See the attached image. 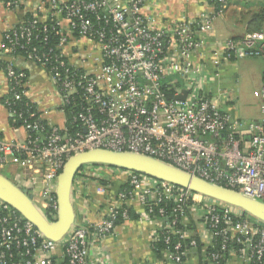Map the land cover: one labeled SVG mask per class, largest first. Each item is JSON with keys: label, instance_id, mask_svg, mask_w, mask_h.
Returning a JSON list of instances; mask_svg holds the SVG:
<instances>
[{"label": "built area", "instance_id": "built-area-1", "mask_svg": "<svg viewBox=\"0 0 264 264\" xmlns=\"http://www.w3.org/2000/svg\"><path fill=\"white\" fill-rule=\"evenodd\" d=\"M2 1L9 9L22 2ZM229 1L212 0L210 12L169 29L153 25L154 19L144 10L150 0H40L47 19L33 15L14 25L4 33V47L47 71L67 122L58 126L43 119L48 111H40L27 97V70L8 65L9 91L19 86L16 99L35 104L32 117L38 115L22 126L25 141H8L0 135V167L14 163L21 167L17 184L51 220L58 217L57 179L65 163L96 148L146 154L264 201V118L243 121L223 110L206 92L205 68L193 62L194 54L209 48L213 21ZM68 47L74 48L75 59L65 54ZM221 47L222 57L229 60L240 47L247 57H262L264 32L230 38ZM218 63L216 58L214 64ZM261 92L264 113V77ZM3 104L11 117H23L12 102ZM34 131L39 134L33 135ZM125 172L126 184L107 216L90 226L77 223L61 241L47 238L0 200V264H94L88 259L91 235L102 239L112 233L118 219L129 218L133 207L141 208L144 216L163 218L166 209L161 204L169 201L174 203L173 216L161 231L172 261L185 259L187 243L197 245L179 224L192 203H203V219L220 242L211 258L221 261L237 244L251 262L264 264V223L189 189ZM60 248L62 261L55 256Z\"/></svg>", "mask_w": 264, "mask_h": 264}, {"label": "crops", "instance_id": "crops-1", "mask_svg": "<svg viewBox=\"0 0 264 264\" xmlns=\"http://www.w3.org/2000/svg\"><path fill=\"white\" fill-rule=\"evenodd\" d=\"M260 6L259 0H230L224 13L213 21L212 34L207 39L209 48L202 54L197 52L193 57V62L206 70V92L212 99H217L223 110L243 121L261 120L255 114L236 109L234 98H238L241 82L252 77V94L256 99H262L264 56L247 57L244 48L240 47L239 53L229 60L222 57L221 45L230 38L244 37L248 33V20ZM211 9L212 0H150L144 10L154 19V26L171 29L184 19L198 18ZM33 15L44 21L47 19L40 7V0H22L21 6L14 9L7 8L0 0V135L8 141H25L27 138L24 127L13 125L10 113L1 101L9 93L5 68L11 64L16 69L27 70V97L40 111H48V114L41 115L42 118L58 126H64L67 122L60 95L47 71L25 56L12 54L4 47V33ZM83 42L87 43L86 40ZM73 53L74 48L65 49V54L75 59ZM216 58L220 63L214 64ZM231 93L234 97H231ZM248 142L249 135L246 133V146ZM2 168L0 172L5 176L15 183L20 181L22 170L18 164ZM126 181L125 170L116 167L88 165L81 170L73 187L76 223L90 226L104 219ZM131 210L132 215L121 220L112 233L102 239L91 235L89 261L94 264H252L246 251L242 252L237 246L227 251L221 261L211 258L215 239L203 219V203H192L180 218L181 228L197 241V245L188 246L185 259L180 263L172 261L164 248L159 246L158 235L168 221L161 217L144 216L138 207ZM62 254V249H58L55 254L58 261H62Z\"/></svg>", "mask_w": 264, "mask_h": 264}, {"label": "water", "instance_id": "water-1", "mask_svg": "<svg viewBox=\"0 0 264 264\" xmlns=\"http://www.w3.org/2000/svg\"><path fill=\"white\" fill-rule=\"evenodd\" d=\"M181 98L184 97L181 96ZM88 165L116 167L166 181L216 201L232 205L264 223V201L251 198L233 188L209 182L161 159L142 153L105 148L83 151L67 160L57 179L59 211L56 220L49 219L33 201L31 194L25 192L20 185L1 172L0 200L16 209L25 219L31 221L47 238L61 241L77 224L73 203V187L81 169Z\"/></svg>", "mask_w": 264, "mask_h": 264}, {"label": "trees", "instance_id": "trees-1", "mask_svg": "<svg viewBox=\"0 0 264 264\" xmlns=\"http://www.w3.org/2000/svg\"><path fill=\"white\" fill-rule=\"evenodd\" d=\"M28 19H30V17ZM247 31L250 32V33H252V32H261V31L264 32V3L261 4V6L258 9V11L254 12L251 15L250 19L248 20ZM12 88L13 89L11 91H9V93L4 98H2L1 101L3 103L4 102L7 103V101H10V102H12V105L14 106L15 109H17L18 112H20V111L23 112V117L22 118L11 117V121H12L13 125L19 127V126L25 125L27 122H33L37 118V115H38V113H37V115L32 117V114H34L36 112V105L33 104L32 102H30L26 98H23L21 100H17L16 99V93L20 92L21 89H20L19 86H15V85ZM70 110H71V108L68 107L67 115H68L69 122H70V119H71V116H72V113H71ZM32 134L33 135H37V134H39V132L38 131H34V132H32ZM85 167L86 166H84L81 170H83ZM161 205L164 206L165 209H166V215L163 217V219H166L167 221H170L172 219V216H173L172 215V211H173L174 203L172 201H169V202H166V203L161 204ZM128 214H129L128 217H130L132 215V210L131 209L128 210ZM152 217H156V216H152ZM123 219L124 218L120 217L118 219V221H117V224ZM179 227H181L180 224H179ZM158 242L160 244L159 246H162L163 248H165V244L162 241V231L158 235ZM233 246L234 247L237 246V247L241 248V246L237 245V244H235ZM185 247H188V243H187V245H185ZM218 248H220V242H219L218 239H215V245H214L212 250L215 251ZM229 250H230V248H229ZM229 250H227V251H229ZM252 264H261V263L253 260Z\"/></svg>", "mask_w": 264, "mask_h": 264}, {"label": "rangeland", "instance_id": "rangeland-1", "mask_svg": "<svg viewBox=\"0 0 264 264\" xmlns=\"http://www.w3.org/2000/svg\"><path fill=\"white\" fill-rule=\"evenodd\" d=\"M260 3H264V0H259ZM252 77L247 79L246 81L241 82L239 85L241 87L240 91L238 92V98L235 99L234 104L236 105V109L239 111H247L250 114H255L256 117L262 119L264 117V113L261 111V105H263V99H256L253 94L252 90L253 87L251 85ZM231 97H234V94L231 93ZM233 99V98H232ZM220 106V103L218 102ZM221 107V106H220ZM0 170H3L0 167Z\"/></svg>", "mask_w": 264, "mask_h": 264}]
</instances>
